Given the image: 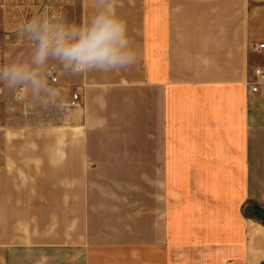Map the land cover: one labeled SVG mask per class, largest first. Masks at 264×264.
I'll return each instance as SVG.
<instances>
[{
	"label": "crops",
	"instance_id": "1",
	"mask_svg": "<svg viewBox=\"0 0 264 264\" xmlns=\"http://www.w3.org/2000/svg\"><path fill=\"white\" fill-rule=\"evenodd\" d=\"M75 3L82 24L93 0ZM119 12L131 67L57 64L58 106L9 94L0 264H264L249 211L264 210V0H119Z\"/></svg>",
	"mask_w": 264,
	"mask_h": 264
},
{
	"label": "clouds",
	"instance_id": "2",
	"mask_svg": "<svg viewBox=\"0 0 264 264\" xmlns=\"http://www.w3.org/2000/svg\"><path fill=\"white\" fill-rule=\"evenodd\" d=\"M93 14L82 24H69L47 10L20 24L17 37L27 40V53H7L0 64V84L15 92L18 99L26 93L31 107L48 108L63 103L52 68L60 74L90 72L114 73L131 67L137 51L127 21L119 12V0H93Z\"/></svg>",
	"mask_w": 264,
	"mask_h": 264
},
{
	"label": "rangeland",
	"instance_id": "3",
	"mask_svg": "<svg viewBox=\"0 0 264 264\" xmlns=\"http://www.w3.org/2000/svg\"><path fill=\"white\" fill-rule=\"evenodd\" d=\"M74 5L73 9L72 0H0V64L6 63L7 53L17 54L31 48L29 41L18 39L17 28L45 10L50 15L62 16L69 24H81L77 3ZM10 93L11 90L0 84V118L13 106ZM249 211L254 213V206Z\"/></svg>",
	"mask_w": 264,
	"mask_h": 264
},
{
	"label": "built area",
	"instance_id": "4",
	"mask_svg": "<svg viewBox=\"0 0 264 264\" xmlns=\"http://www.w3.org/2000/svg\"><path fill=\"white\" fill-rule=\"evenodd\" d=\"M264 48V44H259L257 47H256V50H261ZM52 72H53V75L56 76V72L54 70V68H52ZM261 74L260 72H258V75ZM57 77V76H56ZM52 81V80H51ZM53 83H56L57 82V79L55 81H52ZM256 87H252L251 90L252 91H256ZM80 95L79 93L77 92H73L72 95H71V100L69 102V106L70 107H77L80 103Z\"/></svg>",
	"mask_w": 264,
	"mask_h": 264
},
{
	"label": "trees",
	"instance_id": "5",
	"mask_svg": "<svg viewBox=\"0 0 264 264\" xmlns=\"http://www.w3.org/2000/svg\"><path fill=\"white\" fill-rule=\"evenodd\" d=\"M256 217H258L263 223H264V210L254 206V213H253Z\"/></svg>",
	"mask_w": 264,
	"mask_h": 264
}]
</instances>
